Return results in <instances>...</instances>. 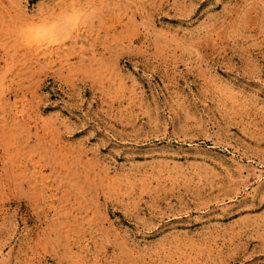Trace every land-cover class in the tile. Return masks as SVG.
Wrapping results in <instances>:
<instances>
[{"label":"rangeland","instance_id":"374dc122","mask_svg":"<svg viewBox=\"0 0 264 264\" xmlns=\"http://www.w3.org/2000/svg\"><path fill=\"white\" fill-rule=\"evenodd\" d=\"M0 264H264V0H0Z\"/></svg>","mask_w":264,"mask_h":264}]
</instances>
